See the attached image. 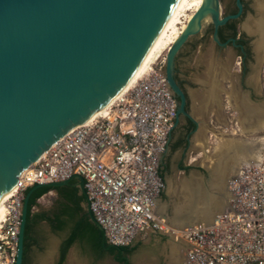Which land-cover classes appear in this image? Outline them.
Listing matches in <instances>:
<instances>
[{"label": "water", "instance_id": "1", "mask_svg": "<svg viewBox=\"0 0 264 264\" xmlns=\"http://www.w3.org/2000/svg\"><path fill=\"white\" fill-rule=\"evenodd\" d=\"M177 1L0 0V196L16 186L20 173L47 148L83 123L124 84ZM237 2L239 12L222 17L220 0H205L168 49L165 74L178 97L172 130L182 115L192 117L187 94L175 78L178 53L203 29L207 19L217 32L220 24L238 18L242 5ZM216 32L213 38L221 44ZM73 178L78 179L80 192L86 196L80 175L37 183L24 196L16 264L23 263L31 193L43 186L65 185ZM213 187L211 181L209 188ZM221 195L226 199L222 211L230 194ZM204 199L212 217L219 213L208 196ZM84 206L97 223L89 202ZM185 209V217H180L183 227L200 222L196 220L201 215L198 207Z\"/></svg>", "mask_w": 264, "mask_h": 264}, {"label": "built area", "instance_id": "2", "mask_svg": "<svg viewBox=\"0 0 264 264\" xmlns=\"http://www.w3.org/2000/svg\"><path fill=\"white\" fill-rule=\"evenodd\" d=\"M177 115L165 64L101 114L70 128L19 175L0 222V264H16L25 190L84 178L86 197L110 245L130 246L158 231L186 243L180 264H264V156L228 181L227 206L209 222L172 227L157 211L165 189L162 158Z\"/></svg>", "mask_w": 264, "mask_h": 264}, {"label": "rangeland", "instance_id": "3", "mask_svg": "<svg viewBox=\"0 0 264 264\" xmlns=\"http://www.w3.org/2000/svg\"><path fill=\"white\" fill-rule=\"evenodd\" d=\"M230 1L221 0L222 8L224 9L225 6H228ZM210 22L207 20L203 29L198 34L189 38L186 46L183 48V55L178 59V66L181 69L182 75L193 83L186 85L189 95L188 110L194 119L197 120L198 128L191 135L190 144L186 152H184L182 147L172 148L170 146L163 160V166L167 165V169L165 168L164 170L165 189L163 195L158 199V205L163 211L162 215L168 220L173 218L177 207L189 201L185 202L187 199L184 197L185 193L182 189L183 182L191 181L195 186L200 185L203 196L208 194L218 195V192H215L213 188L212 190L209 188V184L214 178L213 164L215 163V159L212 158V147L221 135L241 136L240 129L242 128V124L239 121L240 111L236 107V101H239L237 95L238 88L229 76L234 70L239 69V64L235 65L233 59L222 71L223 80L221 83L224 94L218 97L216 93V102H206L210 85L211 83L214 84L212 81L213 74L216 72L215 65L212 63L214 44L207 34ZM181 25L180 23L179 26ZM192 43H195L194 48H192ZM227 49L228 51L231 50L230 48ZM163 54L157 60L156 64H166L165 55L167 52ZM234 60L240 61V58H234ZM256 73L258 77L257 90L259 95L254 100L256 103L263 104L264 57ZM227 98H232L233 100L231 99L228 103L226 101ZM230 104H233V106ZM178 133L179 131L177 130L176 136ZM259 135L264 137V131L260 132ZM180 159L183 160L185 168H179L177 166V161ZM56 196L57 194L54 190L44 194L38 199V206L34 210L49 208L52 206ZM41 232L44 235V239L41 241L42 247L35 251V264H56L59 245L65 237V233L54 232L45 223L41 225ZM138 239L133 243V245L137 246L136 249L128 256L131 264H136V260L140 254L141 246L138 244ZM74 245L77 248L76 256L82 260L81 264H119L114 256L110 254L104 255L100 259H95L91 253L82 249L79 242L74 243Z\"/></svg>", "mask_w": 264, "mask_h": 264}, {"label": "bare ground", "instance_id": "4", "mask_svg": "<svg viewBox=\"0 0 264 264\" xmlns=\"http://www.w3.org/2000/svg\"><path fill=\"white\" fill-rule=\"evenodd\" d=\"M204 2L205 0H178L167 20L158 32L156 38L154 39L136 68L130 74L128 79L120 88H118L113 94H111L106 101L100 104L97 109H95L90 115L84 118L82 122H87L101 114H104L107 111L108 107L118 97L127 92L129 89L133 88L141 79L148 75L149 72L153 69L154 65L157 63V60L162 55H164L163 53L168 51L170 46L186 29L188 21ZM258 8L263 9L260 6L257 7L258 13ZM180 23L182 24L181 26H179ZM244 27L252 33H259L260 38L258 39L259 41H257V48H260L262 42L264 41V15L261 14L258 19L256 18V20H252V18L250 20H247L246 22H244ZM216 92L217 86L211 83L210 90L206 98L207 103H214L217 101ZM227 96L230 98L229 95ZM231 99L227 98L226 101L229 103ZM242 99L236 101V107L240 111L239 121L242 124V128L240 129L241 136H217L218 140H216L215 144L212 147V158L215 159V163L213 162L214 178L212 180V184L215 186L213 187V189L215 190V192H218V195L208 194L206 196L210 198L213 206L219 208L218 212H221L222 204L226 201V199H224V196L221 195L222 192L224 193V195L230 194L228 190L226 191L225 187L228 184L231 175L237 173L242 165L253 162L259 163L263 158L264 137L260 136L259 133L264 131V103L258 106H253L250 104L251 102L249 103V101L247 102L246 100ZM230 105L233 106V104ZM15 189L16 186H13L9 191L0 196V222L4 220L7 214L6 201L13 195ZM182 189L185 193L184 197L187 199L185 202L189 200V203L187 202L188 205L186 203L175 209L173 218H171V220L167 219L169 224L178 230L185 228L182 226L180 217H185V208H189L191 206H194V208L198 207L201 212V215L198 216L196 220L200 222L211 221L212 215L210 214V210L206 208L207 199H204V196L201 193L202 190L200 188V185L195 186L191 181L183 182ZM157 211L159 214H163V211L158 204Z\"/></svg>", "mask_w": 264, "mask_h": 264}, {"label": "flooded vegetation", "instance_id": "5", "mask_svg": "<svg viewBox=\"0 0 264 264\" xmlns=\"http://www.w3.org/2000/svg\"><path fill=\"white\" fill-rule=\"evenodd\" d=\"M221 2V0H220ZM240 4L242 5V11L238 18L228 19L225 23L220 24L217 27V32L214 23L210 22L207 34L210 40L214 44V51L212 52V63L215 65V73L213 74V83L218 86L217 95L224 94L222 91V71L223 68L227 66L230 61H232L235 65L239 64V69L233 71V73L229 74V76L233 79L236 84L237 95L239 99L246 100L247 102L253 106L261 105L256 103L254 99H257L256 96L259 95L258 87H257V71L261 64L262 58L264 57V41L262 42L260 48H257V41L260 38L258 32L252 33L248 29L244 27V22L247 20H256L260 17V15H264V0H240ZM259 4V5H257ZM262 7L263 9H259V13L257 7ZM222 7V5H221ZM261 11V12H260ZM239 12V6L237 0H231L228 6L222 8V17L226 15L236 14ZM255 18V19H254ZM216 32L217 38L221 44L214 40V33ZM258 33V34H257ZM187 43V42H186ZM192 48L195 47V43H192ZM176 58V70H175V78L180 84V86L184 89L187 94L188 102H187V110L189 108V95L187 92V84H193L187 77L182 75L181 69L178 66V59L181 55H183V48ZM227 48L231 50L228 51ZM234 58H240V61L234 60ZM246 97V98H245ZM248 99V100H247ZM189 112V110H188ZM190 113V112H189ZM194 117H188L182 115L180 117V121L178 126H176L172 130V136L169 145L174 148L175 145L177 147H182L184 152H186L189 144L190 138L193 132L198 128L197 123L193 120ZM179 133L176 136V131ZM176 136V137H175ZM163 163V161H162ZM177 166L179 168H185V164L182 159L177 161ZM167 169V168H166ZM57 194V193H56ZM52 206L46 209H50ZM36 212L39 211L35 210ZM32 228L30 232L31 240L33 241L27 252V260L29 264H35L34 255L35 251L38 248L42 247L41 241L44 239V235L41 232L42 223L47 224L52 230L50 224L46 220H37L34 219L31 221ZM53 231V230H52ZM60 256V245L58 249V256L56 260V264L58 262Z\"/></svg>", "mask_w": 264, "mask_h": 264}, {"label": "trees", "instance_id": "6", "mask_svg": "<svg viewBox=\"0 0 264 264\" xmlns=\"http://www.w3.org/2000/svg\"><path fill=\"white\" fill-rule=\"evenodd\" d=\"M176 99L178 100V97ZM176 147L177 145L174 146V148ZM165 168H167V165L163 166V175ZM77 183L78 179L73 178L65 185L43 186L31 193L28 202L22 264H29L27 252L30 244L33 242L30 236L31 221L36 218L38 221H48L54 232L65 233V237L60 243V256L57 264L65 262L69 248L76 242H79L83 249L91 253L95 259H100L104 255L110 254L114 256L119 264H131L128 256L133 252L135 246H114L107 242L100 225L91 219L86 210L84 205L88 200L80 192ZM30 188L25 190V195ZM53 190L57 193V196L52 207L50 209L43 208L36 212L34 209L38 206V199ZM161 195H163V192Z\"/></svg>", "mask_w": 264, "mask_h": 264}, {"label": "crops", "instance_id": "7", "mask_svg": "<svg viewBox=\"0 0 264 264\" xmlns=\"http://www.w3.org/2000/svg\"><path fill=\"white\" fill-rule=\"evenodd\" d=\"M169 148L170 145L165 151L162 161L169 151ZM138 240L141 250L136 264H178L186 248V243L182 239L158 231L148 232ZM134 246L136 249L137 246ZM76 249L74 244L69 248L63 264H81L82 260L76 256Z\"/></svg>", "mask_w": 264, "mask_h": 264}]
</instances>
